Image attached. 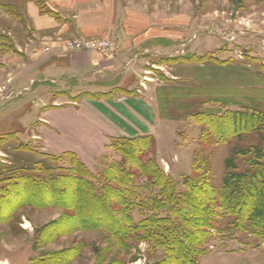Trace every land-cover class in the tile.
Wrapping results in <instances>:
<instances>
[{
  "label": "rangeland",
  "instance_id": "1",
  "mask_svg": "<svg viewBox=\"0 0 264 264\" xmlns=\"http://www.w3.org/2000/svg\"><path fill=\"white\" fill-rule=\"evenodd\" d=\"M121 2L122 16L128 13L131 26L140 18L147 46L161 52L146 54L145 74L136 83H141V89L131 92L155 104L159 121L148 136L102 139L94 147L66 144L59 150L67 151L56 153L49 144L63 147L68 142L61 140V146L44 129L40 134L37 118L44 110L42 104L49 106L58 90L63 98L57 102L64 106L85 93L83 89L75 92L71 82L67 89L59 86L57 90L37 80L47 71V59L56 49L46 38L47 30L59 22L55 5L49 0H0V264L167 263L164 250L140 237L125 241L104 229L73 228L75 214L61 206L70 202L68 196L59 202L55 195L39 201L44 192L36 191L35 184L46 185L49 179L68 174L72 161L65 154L79 159L95 178L89 182L96 189L106 183L113 165L127 169L129 189L137 202L159 190L135 168L128 170L126 144L117 142L121 139L139 138L133 149L141 152L128 149L130 155L155 163L180 192L185 191L184 180L195 174L196 159L201 170L209 173L218 195L231 158L244 171L247 159L241 153L256 149L264 154V122L225 142H218L209 128L211 118L234 120L236 113L264 117V0ZM30 7L44 24L31 18ZM91 40L95 38L71 37L61 50L96 52L73 46L75 41ZM109 43V50L99 53H111ZM152 214L132 213L135 223ZM228 223L225 219L222 232L214 233L202 247L197 263L264 264V246L247 233L231 230Z\"/></svg>",
  "mask_w": 264,
  "mask_h": 264
},
{
  "label": "trees",
  "instance_id": "2",
  "mask_svg": "<svg viewBox=\"0 0 264 264\" xmlns=\"http://www.w3.org/2000/svg\"><path fill=\"white\" fill-rule=\"evenodd\" d=\"M256 116L236 113L234 120H227L224 116L211 118L209 128L218 142H225L231 136L254 130L264 122V117ZM139 140L121 139L117 142L126 144L128 170L133 167L149 179L152 186L158 188L157 195L142 202L135 201L136 195L128 185L130 173L119 165L109 169L106 183L96 189L89 182L95 178L79 159L73 154H65V159L72 161L68 174L49 179L46 185L35 184L36 191L44 192L42 197L38 196L39 201L45 202L50 200L47 199L49 196L55 195L53 199L59 202L68 196L70 202L61 206L75 214L73 228L104 229L115 239L125 241L140 237L165 251L168 255L166 264H198V258L203 254L202 247L214 233L222 232L225 219L229 220L231 230L247 233L264 246V154L261 151L252 149L241 153L247 159L244 171L238 170L233 158L228 161V173L218 195L209 173L201 170L196 159L195 174L184 180L185 191L180 192L155 163H144L141 157L133 153L130 155L128 149L135 154L141 152L140 148L133 149ZM111 184L116 187H111ZM58 202L55 201V204L58 205ZM135 210L141 214H154L144 216L135 223L132 215Z\"/></svg>",
  "mask_w": 264,
  "mask_h": 264
},
{
  "label": "crops",
  "instance_id": "3",
  "mask_svg": "<svg viewBox=\"0 0 264 264\" xmlns=\"http://www.w3.org/2000/svg\"><path fill=\"white\" fill-rule=\"evenodd\" d=\"M49 4L55 5L59 22L47 30L46 38L56 49L47 59V71L37 80L57 90L59 86L67 89L71 82L75 84L74 91L83 89L81 93H85L79 100L64 106L57 102L63 98L58 96L63 93L58 90L49 106L42 104L44 110L37 118L40 134L44 129L49 138L59 139L61 146V140L68 142L63 147L49 144V148L62 153L68 149H59L66 144L94 147L102 139L151 135L159 121L156 106L145 96L131 94L136 88L137 92L141 89V83L138 86L136 83L145 74L146 54L158 52L147 46L140 18L131 26L128 13L122 16L121 0H49ZM29 14L32 19H39V23L41 16L35 8L30 7ZM44 23L45 20H41L39 25ZM71 37L109 40L111 53L66 54L61 49Z\"/></svg>",
  "mask_w": 264,
  "mask_h": 264
},
{
  "label": "built area",
  "instance_id": "4",
  "mask_svg": "<svg viewBox=\"0 0 264 264\" xmlns=\"http://www.w3.org/2000/svg\"><path fill=\"white\" fill-rule=\"evenodd\" d=\"M73 46L78 50L106 52L110 48L109 41L106 40H91V41H75Z\"/></svg>",
  "mask_w": 264,
  "mask_h": 264
}]
</instances>
